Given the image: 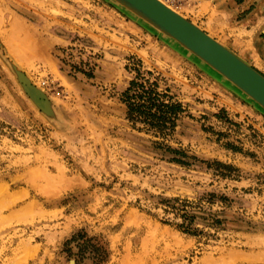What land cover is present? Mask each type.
<instances>
[{
	"label": "rangeland",
	"instance_id": "1",
	"mask_svg": "<svg viewBox=\"0 0 264 264\" xmlns=\"http://www.w3.org/2000/svg\"><path fill=\"white\" fill-rule=\"evenodd\" d=\"M164 1L264 74V0ZM139 68L181 105L167 137L128 118ZM0 186V264H131L156 239L146 264H264V109L113 0H0Z\"/></svg>",
	"mask_w": 264,
	"mask_h": 264
},
{
	"label": "water",
	"instance_id": "2",
	"mask_svg": "<svg viewBox=\"0 0 264 264\" xmlns=\"http://www.w3.org/2000/svg\"><path fill=\"white\" fill-rule=\"evenodd\" d=\"M134 10L144 19L186 45L189 52L217 69L243 89L247 95L264 108V74L250 66L236 54L210 37L197 25L181 16L159 0H117ZM122 6V5H121ZM226 78V79H227ZM30 95L39 103L40 90L23 80Z\"/></svg>",
	"mask_w": 264,
	"mask_h": 264
},
{
	"label": "trees",
	"instance_id": "3",
	"mask_svg": "<svg viewBox=\"0 0 264 264\" xmlns=\"http://www.w3.org/2000/svg\"><path fill=\"white\" fill-rule=\"evenodd\" d=\"M135 71L136 75L124 93V102L128 106V118L135 126L142 123L150 127L149 130L154 129L158 134L167 137V132L176 126L181 105L173 102L168 94L160 92L159 81L146 76L142 68ZM147 74L153 76L152 72ZM179 201L175 200L174 203ZM170 205L172 209L179 210L173 202ZM185 218L187 219V216Z\"/></svg>",
	"mask_w": 264,
	"mask_h": 264
},
{
	"label": "bare ground",
	"instance_id": "4",
	"mask_svg": "<svg viewBox=\"0 0 264 264\" xmlns=\"http://www.w3.org/2000/svg\"><path fill=\"white\" fill-rule=\"evenodd\" d=\"M113 1H115L116 3H118L121 7H123V8H125L126 10H128L129 12H131L132 14H134L135 16H137L138 18H140L141 20H143L145 23H147L148 25H150L151 27H153V28H155V30H157V31H159L160 33H162L163 35H165V36H167V37H169V38H171V39H173L174 41H176L181 47H183L185 50H187V51H189V49L190 48H188L186 45H184V44H182V42L180 41V40H178V39H176L175 37H173V36H171V35H168V34H166L163 30H162V28L161 29H159V27L156 25L155 26V24H153V23H151L150 21H148V20H146V19H144L142 16H140L137 12H135L134 10H132V9H129V7H127V6H125V5H123L122 3H120V2H118L117 0H113ZM160 2H162L163 4H165V5H167L168 7H170L172 10H174V11H176V12H178L181 16H183L184 18H186L187 20H189V21H191L190 19H188L185 15H183L181 12H179V11H177L174 7H172V6H170L166 1H164V0H159ZM192 23H194L195 25H197L200 29H202L205 33H207L210 37H212L213 39H215V40H217L213 35H211V34H209L205 29H203L200 25H198L196 22H193V21H191ZM220 44H222L224 47H226V48H228L230 51H232L229 47H227L225 44H223L222 42H220L219 40H217ZM233 52V51H232ZM234 53V52H233ZM235 54V53H234ZM238 56V55H237ZM239 58H241L242 60H244L242 57H240V56H238ZM199 59H200V57H199ZM202 60V59H201ZM245 61V60H244ZM204 62V61H203ZM246 62V61H245ZM205 63V62H204ZM246 63H248V62H246ZM207 65H208V63H206ZM249 64V63H248ZM250 65V64H249ZM209 66V65H208ZM251 66V65H250ZM253 67V66H252ZM211 69H213L215 72H217L220 76H222L223 78H227L225 75H223L222 73H220L217 69H215L214 67H212L211 66ZM229 83H231L232 85H234L239 91H241L242 93H244L245 95H247V93L243 90V89H241L239 86H237L236 84H234V82H232L231 80H229L228 78L226 79ZM30 83H32V82H30ZM248 96V95H247ZM250 96V95H249ZM248 96V97H249ZM43 98H45V97H43ZM250 98V97H249ZM252 99V98H251ZM253 100V99H252ZM254 101V100H253ZM46 102H44V104H45ZM43 104V105H44ZM258 104V103H257ZM259 105V104H258ZM48 106V104L46 105V107ZM261 106V105H260ZM45 107V108H46ZM49 107V106H48ZM262 107V106H261ZM264 109V108H263ZM49 110H50V108H49ZM0 187H2V186H0ZM6 187V186H5ZM7 188V187H6ZM3 189H4V186H3ZM6 190L4 191V190H1L0 189V197L2 198V197H5V199H6ZM9 193V192H8ZM1 200V199H0ZM3 206V205H2ZM11 208V207H10ZM12 213H15V211L14 212H11V215H12ZM10 215V214H9ZM3 216V215H2ZM1 215H0V217H2ZM13 216V215H12ZM9 217V216H8ZM3 219V218H2ZM5 220H6V218H5ZM13 222V221H12ZM0 223H1V218H0ZM10 224V223H9ZM153 234V233H152ZM150 236V235H149ZM149 238V237H148ZM143 240V239H142ZM145 240V239H144ZM153 240V239H152ZM157 241H152V245H151V247H148V245L147 246H145L144 244H142L141 243V246H144L143 248H142V250H141V248H140V250L141 251H139V252H136V253H133L132 251H130V253H129V257H128V259H129V261H128V259H126L127 257H125V262L126 263H128V262H130L131 264H146V263H148V262H156V260L157 259H159V258H163L164 257V255L167 253V251L170 249V247H169V244H167V243H164L163 241H160V239L158 240V239H156ZM162 240V239H161ZM166 240V239H165ZM150 241V240H149ZM145 242V241H144ZM151 243V242H150ZM150 245V244H149ZM133 246V245H132ZM130 247V246H129ZM127 248V247H126ZM128 249V248H127ZM126 249V250H127ZM131 250H133L132 248H130ZM172 250H173V246H172V248H171ZM129 251V250H128ZM128 253H127V255H128ZM171 253V252H170ZM168 254H169V251H168ZM167 255V254H166ZM165 255V256H166ZM170 255V254H169ZM168 256V255H167ZM128 261V262H127ZM129 264V263H128Z\"/></svg>",
	"mask_w": 264,
	"mask_h": 264
},
{
	"label": "crops",
	"instance_id": "5",
	"mask_svg": "<svg viewBox=\"0 0 264 264\" xmlns=\"http://www.w3.org/2000/svg\"><path fill=\"white\" fill-rule=\"evenodd\" d=\"M209 2H212V10L218 14L217 18H223L222 15H226V17L229 19L230 21V17L234 16L235 15V12H236V8L234 6V0H208ZM238 10V8H237ZM233 18V17H232ZM231 18V20H232ZM222 20V19H221ZM217 19L214 20L213 23H217ZM228 21V22H229ZM227 22V23H228ZM225 23V20L224 22ZM214 28V27H213ZM211 28V31H214L215 28L213 29ZM205 30L209 31L208 28H205ZM220 30L219 29H216V32H219ZM224 44V43H223ZM233 51V50H232ZM261 55L264 57V51H261L260 52ZM255 56V59H256V55ZM260 56V55H259ZM261 57V56H260ZM261 66H264V60H262V57H261V60L257 61Z\"/></svg>",
	"mask_w": 264,
	"mask_h": 264
}]
</instances>
